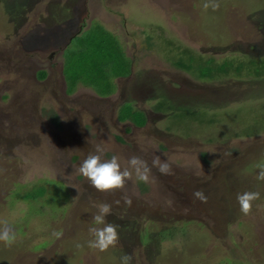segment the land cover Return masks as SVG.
<instances>
[{
	"label": "rangeland",
	"instance_id": "374dc122",
	"mask_svg": "<svg viewBox=\"0 0 264 264\" xmlns=\"http://www.w3.org/2000/svg\"><path fill=\"white\" fill-rule=\"evenodd\" d=\"M205 2L0 0V220L17 233L11 248L0 243V264H120L124 254L132 264H264V0H214L216 11ZM95 23L116 36L123 63L98 61L103 91L80 66L84 51L104 50V39L88 45L105 32ZM227 54L249 79L208 76ZM97 146L122 168L159 156L173 174L152 168L147 183L133 175L123 192H98L78 172ZM245 191L261 193L249 216L237 201ZM99 203L119 225L104 253L87 247Z\"/></svg>",
	"mask_w": 264,
	"mask_h": 264
},
{
	"label": "clouds",
	"instance_id": "9594fccd",
	"mask_svg": "<svg viewBox=\"0 0 264 264\" xmlns=\"http://www.w3.org/2000/svg\"><path fill=\"white\" fill-rule=\"evenodd\" d=\"M203 8L205 10L211 8L216 11L219 8V4L214 2V0H207L203 4ZM60 71H62V65ZM103 153L104 149L97 146L95 153H90L78 168L79 174L101 193L115 194L123 192L133 175L137 181L147 183L151 178L152 168H156L162 175L173 174L168 161H162L159 156L153 159L151 166H149L147 161L133 155L128 160V167L122 168L118 156L113 155L110 160H104ZM256 179L264 182V166L259 168ZM193 197L201 203H207V196L202 189L196 190L193 193ZM260 199L261 193L259 191H245L237 194L240 212L245 216L251 215L255 202ZM116 203L119 204V201L117 200ZM125 203L130 206L132 201L129 198H125ZM94 206L97 208V214L93 217V222L96 226L90 227L88 230L92 239L87 241V247L104 253L109 251V249L116 248L119 244V225L106 221V217L112 214V205L99 203ZM16 242L17 233L8 220H0V243H3L6 248H11ZM76 247L80 249L84 245L77 243ZM132 261L133 257L128 254L120 257V264H132Z\"/></svg>",
	"mask_w": 264,
	"mask_h": 264
},
{
	"label": "trees",
	"instance_id": "16d2710c",
	"mask_svg": "<svg viewBox=\"0 0 264 264\" xmlns=\"http://www.w3.org/2000/svg\"><path fill=\"white\" fill-rule=\"evenodd\" d=\"M91 27H93V24L89 28H87V30L91 29ZM93 28H94V30H98L99 32H101V30H104L103 28L100 27V25H97V23L94 24ZM87 30H85V31H87ZM105 32H106V34H104ZM105 32H103L102 37H100L99 35H94V37L92 36L93 38L90 39V43H88V45L90 44L91 46L98 47L99 44H100V39L101 40L104 39V41H105L104 50L102 49L100 55L97 56L96 52H94L92 50L91 53H88V52L84 51L82 53L81 57H80L81 58L80 61H82V64L80 66H85V67H88V68L90 67L88 70H85V71H87V75H85V76H88V79H92L90 81L91 83L94 82L95 79H96V81H95L96 83L89 84V85H95V87H97V90H99L100 87H103L104 82L102 83V81H103V79H106V77H107V76H105L104 72L100 75L99 71H101V70H99V65L101 63L98 62V61H100L103 58L101 62L103 64V60H104V66H106V64H109V65H114L115 68H117V66L119 67V65L123 67V63L121 61V54L116 52V49H115V47L116 48L120 47L118 41L116 40V36L111 35L107 31H105ZM73 38L74 37H72L71 39H73ZM77 38L78 37L75 36V39H77ZM71 39L68 40V44L71 41ZM86 55H88V56L90 55V57L94 56V59H95V57H98L99 60L98 59H95V60L93 59V62L95 61L96 63L93 64V66H92L93 62L84 61L83 57L84 56L86 57ZM211 63H212V65H219V64L225 65V64H228L227 68H225L223 71L214 72V74L212 72L211 74H209L208 76H210L211 79L218 77L219 76L218 74H221V73H224L223 76H226V77L228 75H233L236 79H243V78L244 79H246V78L249 79L250 78L249 76L244 75L242 73V67L241 66L243 65V63H241L240 60H237V58H235L233 55L227 54L226 56L221 57V59L219 60V63H217V62L215 63V62H212V61L210 62V64ZM102 64H101V67H102ZM97 70H99V71L96 74L95 71H97ZM64 71H65V67L62 64V71L61 72H62L63 79H65ZM43 73L44 72L42 71V74ZM81 83H83V85L86 84V82H84V80H82ZM140 111H141L140 119H142L144 122H146L148 120L146 113L144 111H142V110H140ZM155 111H157L156 108H155ZM134 126L135 127H137V126L143 127V125L142 126L141 125H137V126L134 125ZM257 134H259V132H257ZM257 134H255V135H257ZM35 196H36V198L42 196V187H40L38 189V192L35 193Z\"/></svg>",
	"mask_w": 264,
	"mask_h": 264
},
{
	"label": "crops",
	"instance_id": "0c3cea01",
	"mask_svg": "<svg viewBox=\"0 0 264 264\" xmlns=\"http://www.w3.org/2000/svg\"><path fill=\"white\" fill-rule=\"evenodd\" d=\"M118 69H119V67H117ZM59 77V76H58ZM119 80H121V79H115V81L114 82H116V87H117V81H119ZM80 84L82 85V83L80 82ZM115 85V84H114ZM89 87H91V89H95L96 91H103L104 89H102V88H100L99 90H97V87H95V85H90ZM83 88H85V87H80V88H78L76 91H81V89H83ZM105 90H107V92L106 93H103V94H99V93H94L96 96H99V97H101L102 99L103 98H107L111 93H110V90L109 89H105ZM90 91V90H89Z\"/></svg>",
	"mask_w": 264,
	"mask_h": 264
}]
</instances>
